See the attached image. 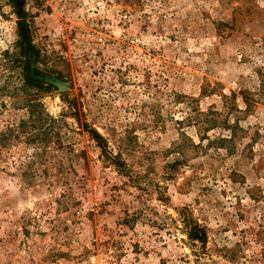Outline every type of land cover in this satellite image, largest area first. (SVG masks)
Returning a JSON list of instances; mask_svg holds the SVG:
<instances>
[{
	"label": "rangeland",
	"instance_id": "rangeland-1",
	"mask_svg": "<svg viewBox=\"0 0 264 264\" xmlns=\"http://www.w3.org/2000/svg\"><path fill=\"white\" fill-rule=\"evenodd\" d=\"M12 1L0 264H264V0Z\"/></svg>",
	"mask_w": 264,
	"mask_h": 264
},
{
	"label": "trees",
	"instance_id": "trees-1",
	"mask_svg": "<svg viewBox=\"0 0 264 264\" xmlns=\"http://www.w3.org/2000/svg\"><path fill=\"white\" fill-rule=\"evenodd\" d=\"M17 2H18V0L12 1L13 6L19 11L16 13L17 17L22 19L24 15L22 14L21 9L17 5ZM25 28L26 27H23V30ZM188 228H189L187 231L188 239L190 241L199 243L200 246H203L205 241H206V234L204 232V229L198 224L190 225Z\"/></svg>",
	"mask_w": 264,
	"mask_h": 264
},
{
	"label": "water",
	"instance_id": "water-1",
	"mask_svg": "<svg viewBox=\"0 0 264 264\" xmlns=\"http://www.w3.org/2000/svg\"><path fill=\"white\" fill-rule=\"evenodd\" d=\"M46 81H48V82H50V83H53L54 85H57V86H59L60 85V83L59 82H57V81H53V80H51V79H46Z\"/></svg>",
	"mask_w": 264,
	"mask_h": 264
}]
</instances>
